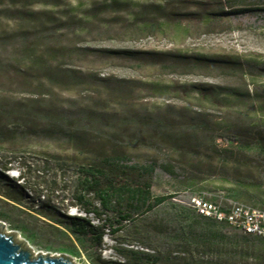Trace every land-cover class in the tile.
I'll use <instances>...</instances> for the list:
<instances>
[{
  "label": "rangeland",
  "instance_id": "374dc122",
  "mask_svg": "<svg viewBox=\"0 0 264 264\" xmlns=\"http://www.w3.org/2000/svg\"><path fill=\"white\" fill-rule=\"evenodd\" d=\"M213 3L0 0V190L25 202L41 194L60 214L84 215L76 203L78 166L118 155L134 166L126 169L128 179L149 181L154 196L174 195L107 233L94 253L80 248V256L71 255L74 264H131L121 254L128 248L155 252L156 264L264 262L262 241L189 211L190 197L201 191L264 207V11L221 16ZM40 55L53 68L74 70L81 82L66 89L40 65L29 66ZM222 57L241 66L215 61ZM214 86L247 88L251 95ZM191 132L202 141L199 153L183 155L170 134ZM209 140L220 148L239 145L238 156L249 165L224 167L206 149ZM18 206L0 201L13 220L37 228L40 243L0 219L1 232L30 245L34 256L72 248V237ZM181 212L187 217L179 221ZM191 227L201 240L178 239ZM209 232L216 236L207 242Z\"/></svg>",
  "mask_w": 264,
  "mask_h": 264
},
{
  "label": "trees",
  "instance_id": "16d2710c",
  "mask_svg": "<svg viewBox=\"0 0 264 264\" xmlns=\"http://www.w3.org/2000/svg\"><path fill=\"white\" fill-rule=\"evenodd\" d=\"M172 1L179 2L181 0ZM213 1V4L216 5V8H218L217 14L221 16L228 13H243L245 11H264V0H227L226 2H223L222 0ZM226 7L231 8L227 10L225 9ZM109 51L113 53L127 52L126 50ZM30 60L31 62L29 66L33 67L35 65H40L41 67L39 68L41 71L47 75H51L56 84L66 89H71L76 84L81 82L80 77L76 76V72L74 70L62 68L60 66L53 68L45 63V59H43L41 55L32 59L30 58ZM203 60L208 61L210 59L204 58ZM215 61L222 64H238L241 66L238 61H230L223 57L216 59ZM214 88H216L215 90L218 92L231 95H251L247 88L244 90H238L236 88L226 86H214ZM170 137L172 146L177 150H181L183 155H187L188 153H199V148L201 147L200 143L202 141L199 140L196 133L191 132L176 135L170 134ZM262 142L264 145V139ZM209 143L211 146H205L206 149L212 152L213 155L217 154L218 159L224 167H228L231 161L236 162V168L249 165L248 160L238 156L237 151H242V148H240L239 145L237 147L224 146L220 148L213 140H209ZM126 159L127 158L125 156L113 155L105 157L100 163L90 162L87 164H80L78 166V193L76 194V203L81 207L85 213L84 215L66 213L60 214L54 205L49 204L45 198H41V194L36 198L28 197V201L25 202L17 196L7 194L0 190V201L8 203L9 200H12L15 207L18 205H24L23 207L18 206L21 207L20 209L23 213L29 217L37 219H41L40 216L45 217L48 221H43H45V223H47V225L55 231H58L60 236L67 238L72 237L75 242L72 248L61 247L59 248V251L67 252L72 256H80V248H83L86 252L94 253L92 250H96L101 247L103 238L107 233L114 235L125 228V223L135 221V214L142 211H150L155 208V206L174 197L172 194L154 196L151 192V183L149 181H137L135 179L130 180L127 176H124L126 169L134 168V166L126 163ZM13 161L12 157L5 160L3 163L4 167L7 168V165L11 164ZM152 165L154 166V164ZM152 165H149L147 168L143 167V169L147 172L151 171V169H153ZM159 165L169 174H176L174 170L175 166L172 163L162 162ZM191 180H193V178H191ZM15 186L16 188L22 190L21 185L16 183ZM236 195L239 197V194ZM189 211L194 212L199 219L212 220L196 213L190 206ZM88 214H92L95 219L98 220V223H93ZM182 214V212L181 214L179 213L176 219L181 221L187 217V215ZM0 219L10 223L12 228L17 229L20 233H22L28 242L33 244L40 243L37 228H33L34 226L31 227L29 224L24 222V220H13L8 210H0ZM212 221L215 222L214 220ZM192 228L193 227H191L189 230L190 232H187V234L181 235V232H179L177 234L178 239H181L183 242L189 240L188 237L196 241L201 240L202 238L200 239L199 234L191 232L193 230ZM243 234L250 236L245 233ZM186 235H188V237H186ZM206 236V241L210 242L216 234L214 232H209ZM121 254L122 256L131 259L133 261L131 264H156L159 260V257L155 254V252L143 249L128 248L126 251H122ZM89 257H91V255H89ZM96 259L101 261L99 254Z\"/></svg>",
  "mask_w": 264,
  "mask_h": 264
},
{
  "label": "built area",
  "instance_id": "2783aa9c",
  "mask_svg": "<svg viewBox=\"0 0 264 264\" xmlns=\"http://www.w3.org/2000/svg\"><path fill=\"white\" fill-rule=\"evenodd\" d=\"M189 206L198 214L224 223L229 227L264 239V207L258 206L223 192L210 194L206 191L194 193Z\"/></svg>",
  "mask_w": 264,
  "mask_h": 264
},
{
  "label": "water",
  "instance_id": "95a60500",
  "mask_svg": "<svg viewBox=\"0 0 264 264\" xmlns=\"http://www.w3.org/2000/svg\"><path fill=\"white\" fill-rule=\"evenodd\" d=\"M1 223V222H0ZM0 264H74L67 253L51 255L40 253L33 255L31 246L16 241L11 233L0 231Z\"/></svg>",
  "mask_w": 264,
  "mask_h": 264
},
{
  "label": "crops",
  "instance_id": "0c3cea01",
  "mask_svg": "<svg viewBox=\"0 0 264 264\" xmlns=\"http://www.w3.org/2000/svg\"><path fill=\"white\" fill-rule=\"evenodd\" d=\"M250 238H254V239H257V240H260V241H262L263 243H262V246L264 247V239H262V238H260V237H257V236H249ZM262 264H264V262L262 263Z\"/></svg>",
  "mask_w": 264,
  "mask_h": 264
}]
</instances>
